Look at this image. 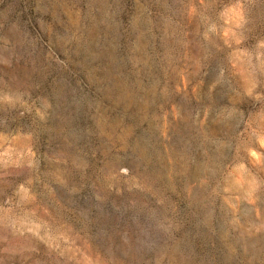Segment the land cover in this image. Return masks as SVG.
<instances>
[{
	"label": "rangeland",
	"instance_id": "374dc122",
	"mask_svg": "<svg viewBox=\"0 0 264 264\" xmlns=\"http://www.w3.org/2000/svg\"><path fill=\"white\" fill-rule=\"evenodd\" d=\"M0 264H264V0H0Z\"/></svg>",
	"mask_w": 264,
	"mask_h": 264
}]
</instances>
